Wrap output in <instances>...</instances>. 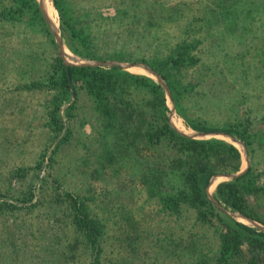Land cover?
Here are the masks:
<instances>
[{
    "label": "rangeland",
    "instance_id": "374dc122",
    "mask_svg": "<svg viewBox=\"0 0 264 264\" xmlns=\"http://www.w3.org/2000/svg\"><path fill=\"white\" fill-rule=\"evenodd\" d=\"M35 1L0 0V264H90L91 250H85L70 222L74 197L104 223V264H187L201 254L211 260L226 228L215 215L205 223L193 209L175 217L147 199L134 178L163 166L154 157L175 149L163 143L154 150L137 139L128 151L137 150L140 160L128 159L131 155L117 159L114 139L105 128L108 118L86 79L79 75L70 89L62 87L58 59L65 65L144 63L170 90L172 101L160 85L168 122L171 113L173 124L177 127L178 117L187 132L245 131V139L230 135L246 149L251 173L243 183L259 219L250 218L264 227V0H58L61 13L50 0L57 20L46 0L62 49ZM64 17L71 27L62 24ZM72 28L81 33L79 38L89 33L98 56L81 55L83 44ZM181 45L194 62L163 67ZM91 67H119L159 83L139 69ZM32 82L42 84L25 88ZM127 97L140 102L149 95L130 87ZM141 107L145 109V101ZM51 114L58 124L50 125ZM193 139L234 145L240 152L237 171L246 167L244 150L234 139ZM223 173L232 172L215 174ZM232 179L215 178L209 189L228 212L208 199L233 220L264 232L214 197L217 184ZM253 238L243 239L241 259L264 264V244Z\"/></svg>",
    "mask_w": 264,
    "mask_h": 264
},
{
    "label": "trees",
    "instance_id": "16d2710c",
    "mask_svg": "<svg viewBox=\"0 0 264 264\" xmlns=\"http://www.w3.org/2000/svg\"><path fill=\"white\" fill-rule=\"evenodd\" d=\"M36 4L35 0H27ZM54 5L61 13L62 9L58 0H53ZM49 5L51 3L49 2ZM39 12V9L36 8ZM64 16V15H63ZM42 19V17L40 16ZM62 24L66 28L71 27L70 21L64 17ZM73 36H77L83 44L81 55L96 57V51L88 34L82 35L78 31L71 29ZM78 33L80 35H78ZM173 50L169 58L163 62V67L169 65H186L191 60L183 45ZM118 54V53H117ZM119 55V54H118ZM121 57H123L121 55ZM153 67L154 64H151ZM156 68V67H155ZM60 72V84L62 87L70 89V81L76 76L82 75L86 79L87 89L93 96L97 107L101 109L108 118L105 128L114 139L115 157L122 160V156L131 155L139 161L142 155L136 151H128L129 145L135 140L143 139L147 146L154 148L163 143L169 144L171 149H175L174 154L168 153L166 157L156 155L163 166L154 167L150 172L138 173L134 180L138 181L143 187L147 199L153 200L159 210L179 217L185 210L193 209L197 219L207 222L210 215H215L225 228L219 235V245L217 254L211 260L206 259L202 254L195 260L187 264H254V261L241 259L242 243L245 236L254 237L258 244L264 241V232L257 231L255 228L237 222L218 211L208 199L205 187L208 185L210 177L218 172H235L240 167V152L238 149L227 142L218 139H193L179 134L168 122L165 114L164 93L159 83L151 78L123 71L119 67L104 69L101 67L65 65L61 59L57 61ZM157 69V68H156ZM161 71L160 69H157ZM165 77V75L162 73ZM54 84H56V80ZM40 82H32L25 85V88L41 86ZM171 88L172 84L170 83ZM130 87L143 90L147 99L142 101L129 100ZM173 92V90H172ZM75 94V91H74ZM174 98L176 99L175 95ZM145 101V109L141 104ZM150 114V117L148 118ZM54 122L58 124L59 119L51 114ZM151 121H150V120ZM189 125V124H188ZM194 129L209 130L203 126L190 125ZM145 127V128H143ZM55 128V127H54ZM222 132L235 134L245 139L244 132H236L232 129H224ZM247 145V141L245 143ZM154 155V154H151ZM128 160L126 159L125 163ZM155 162V161H153ZM151 162V163H153ZM140 163V162H139ZM248 168L243 174L228 181L217 184L214 197L227 207H231L240 213L259 219L247 202V194L244 181L250 175ZM250 182V181H249ZM251 190L250 188L248 191ZM79 198H73L71 204L72 212L70 222L74 226L80 241L90 248V264H104L102 259L101 237L103 224L98 218L91 216L85 205L77 202ZM3 205L0 203V208ZM134 228L137 225L132 224ZM76 255H73L75 257Z\"/></svg>",
    "mask_w": 264,
    "mask_h": 264
},
{
    "label": "water",
    "instance_id": "95a60500",
    "mask_svg": "<svg viewBox=\"0 0 264 264\" xmlns=\"http://www.w3.org/2000/svg\"><path fill=\"white\" fill-rule=\"evenodd\" d=\"M39 2V5H40V9L43 13V16L46 20V22L48 23L51 31H52V34L54 35L60 49H62V41L57 33V27L55 25H53L52 21L50 20V18L48 17V13H47V10L46 8L43 6V4L41 3V1L37 0ZM66 65H79V66H91V65H98V66H120V67H123V68H132V67H139L141 69H144L147 74L155 77L157 79V81L160 83V85L164 88L165 92H166V95L168 97V99H170V101H172V98H171V93H170V90L166 84V82L164 81V79L156 72L154 71L152 68H150L148 65L144 64V63H131V62H117V61H91V62H81V63H71V62H65ZM171 110H174V108L172 107ZM171 113H168V117H169V123L170 125L172 126V128L174 130H176L179 134L183 135V136H186V137H190V138H208V137H211V136H219V135H223V136H226L230 139H234L233 136H231L230 134L228 133H225V132H218V131H192V132H186V131H182L180 129H178L172 122V117H171ZM235 140V139H234ZM239 145H241V147L243 148L244 150V154H245V157H246V167L244 169H241L240 171H237V172H232V173H223V174H215L213 175L210 179H209V183L206 187V194L208 195L209 199L217 206L219 207L220 209H222L223 211L225 212H228L226 209H224L222 206H220L218 204V202H216V200L213 198V196L210 194L209 192V188H210V185L212 184L213 180L215 178H219V177H222V178H226V179H232V178H236L238 177L239 175L243 174L247 168H248V158H247V152H246V149L243 145V143L239 140H235ZM232 212H235L233 213L234 215L237 216V218L239 219H242V220H245L255 226H258L260 227L262 230H264V227L261 226L260 224H258L255 220L251 219L250 217L242 214V213H239L238 211H234L232 210Z\"/></svg>",
    "mask_w": 264,
    "mask_h": 264
},
{
    "label": "bare ground",
    "instance_id": "6f19581e",
    "mask_svg": "<svg viewBox=\"0 0 264 264\" xmlns=\"http://www.w3.org/2000/svg\"><path fill=\"white\" fill-rule=\"evenodd\" d=\"M39 1H41V3L43 4V6L46 8V10H47V13H48V15H49V8H48V5H47V3H46V0H39ZM50 2V0H48V3ZM51 7V9H52V11L54 12V14H55V17H56V20H57V15H56V11L54 10V8H53V6H50ZM132 70H137V69H139V71L141 72V73H143V72H145V70L144 69H141V68H139V67H133V68H131ZM173 115H175V114H173ZM176 125H177V128L178 129H180V130H182V131H188V130H186L185 128H184V125L182 124V122H181V120L178 118V117H176ZM215 180V179H214ZM213 180V181H214ZM212 184H213V182H212ZM210 185V188L209 189H211V188H213V186H214V184L213 185Z\"/></svg>",
    "mask_w": 264,
    "mask_h": 264
}]
</instances>
